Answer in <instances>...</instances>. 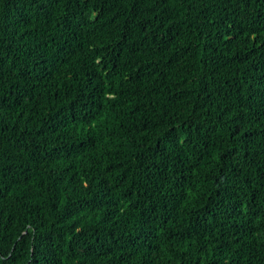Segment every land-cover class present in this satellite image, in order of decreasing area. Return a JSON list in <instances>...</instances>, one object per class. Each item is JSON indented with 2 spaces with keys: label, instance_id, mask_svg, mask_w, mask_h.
<instances>
[{
  "label": "trees",
  "instance_id": "obj_1",
  "mask_svg": "<svg viewBox=\"0 0 264 264\" xmlns=\"http://www.w3.org/2000/svg\"><path fill=\"white\" fill-rule=\"evenodd\" d=\"M0 264H264V0H0Z\"/></svg>",
  "mask_w": 264,
  "mask_h": 264
}]
</instances>
